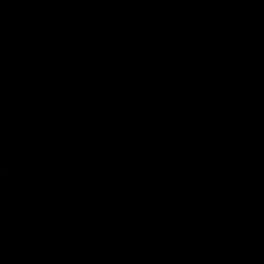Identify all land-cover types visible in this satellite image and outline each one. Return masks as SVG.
Instances as JSON below:
<instances>
[{
	"label": "water",
	"instance_id": "water-1",
	"mask_svg": "<svg viewBox=\"0 0 264 264\" xmlns=\"http://www.w3.org/2000/svg\"><path fill=\"white\" fill-rule=\"evenodd\" d=\"M0 264H264V0H0Z\"/></svg>",
	"mask_w": 264,
	"mask_h": 264
}]
</instances>
